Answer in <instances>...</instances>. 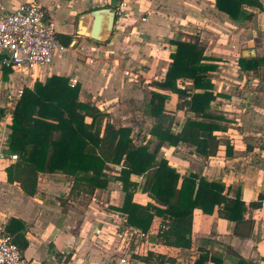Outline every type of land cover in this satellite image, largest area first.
<instances>
[{
  "label": "crops",
  "instance_id": "1",
  "mask_svg": "<svg viewBox=\"0 0 264 264\" xmlns=\"http://www.w3.org/2000/svg\"><path fill=\"white\" fill-rule=\"evenodd\" d=\"M2 1L9 10L20 3L40 4L59 42V37L71 38L68 46L62 44L64 49L55 52L48 68L27 72L23 81L21 71L5 75L0 65V151L4 155L0 158V222L12 237L23 233L28 264H117L119 243L113 234L125 219L116 211L124 193L121 184L111 180L106 189L70 195L74 177L61 172L39 173L32 197L18 183H9L6 168L15 161L8 159L13 154L6 143L12 120L3 121L7 94L24 88L33 91L35 82L44 84L52 76L67 78V86L74 88L70 82L76 78L79 102L98 108L115 128H130L133 143L147 145L151 151L157 143L149 134L155 122L147 108L152 92L169 95L164 111L175 118L174 133L190 116L186 109L176 108V94L154 85L164 79L171 62V39L197 40L203 47L209 58L203 63L215 66L210 72L212 91L221 95L211 102L209 112L227 121L219 123L225 131L216 133L219 147L214 156L203 159L183 146L164 144L157 158H165L180 175L195 173L224 183L230 196L239 191L245 203L264 191V76L255 75L264 66L255 71H241L238 66L244 51H254L246 58L264 57V11L243 7L253 17L232 20L215 7L214 0H126L128 17L116 19L111 36L102 43L89 42L79 33L81 28L90 32L91 11L109 7L101 0ZM259 1L264 7V0ZM191 85L189 79L177 80L180 89ZM84 122L90 124L91 118L85 117ZM112 170L110 177L117 175ZM140 177L131 180L140 186ZM133 202L145 205L151 200L137 190ZM248 217L249 221L235 224L219 218L216 211L203 215L195 209L190 248H167L149 241L153 252L162 257L160 264H192L202 252L219 256L221 264H237L239 259L264 264V203L250 210ZM135 264L145 263L135 260Z\"/></svg>",
  "mask_w": 264,
  "mask_h": 264
},
{
  "label": "trees",
  "instance_id": "2",
  "mask_svg": "<svg viewBox=\"0 0 264 264\" xmlns=\"http://www.w3.org/2000/svg\"><path fill=\"white\" fill-rule=\"evenodd\" d=\"M214 1L215 7L232 20L249 21L253 17L243 7L264 11L259 0ZM59 39L65 46L71 43L68 36ZM170 44L174 46L169 55L171 62L164 79L154 85L176 94V108L189 113L179 132L172 131L175 118L164 111L169 99L167 94L152 92L148 103V114L155 121L149 134L157 140L150 151L147 145L133 143L130 128H115L98 108L79 102L78 88L67 86V78L52 76L44 84L35 82L33 91L24 88L13 110L6 143L17 160L6 168L8 182L18 183L21 191L32 197L37 191L39 173L61 172L73 176L70 195L92 194L95 189H106L111 180L118 181L124 200L116 211L125 216L128 226L144 233L154 230L156 223L167 222V231L149 237L151 242L167 248H190L195 209L203 215L216 211L219 218L235 224L249 221L250 210L263 206L264 191L256 200L245 203L239 191L230 196L224 183L208 181L195 173L180 175L165 158H157L164 144L183 146L203 159L214 156L219 147L216 133L225 131L219 123L227 121L223 115L209 112L211 102L221 95L212 91L210 72L215 66L203 63L209 60L204 56L203 47L197 40L191 43L179 38L171 39ZM238 66L241 71H255L264 66V57H240ZM2 68L5 75L12 71ZM179 79L191 80V88H178ZM85 117L91 118L90 124L84 122ZM229 149L226 145L227 154ZM112 169L117 175L110 177L108 172ZM131 176H143L144 181L139 186ZM137 190L145 193L151 202L145 205L133 202ZM7 231L10 233L8 227ZM13 241L22 252L27 248L23 233L16 234ZM155 253L149 250L135 260L147 264ZM156 257L162 263V257ZM208 261L221 264L219 256H209L207 252H202L192 264ZM237 264L245 263L239 259Z\"/></svg>",
  "mask_w": 264,
  "mask_h": 264
},
{
  "label": "built area",
  "instance_id": "3",
  "mask_svg": "<svg viewBox=\"0 0 264 264\" xmlns=\"http://www.w3.org/2000/svg\"><path fill=\"white\" fill-rule=\"evenodd\" d=\"M103 5L113 8L116 19L127 18L126 0H101ZM56 31L50 22L44 8L35 2H26L16 5L9 10L0 0V65L12 71H21L20 81L24 80L26 73L33 70L48 68L57 50H63ZM77 79L70 82L74 87ZM183 89V87L181 88ZM23 89L9 92L3 121L12 119L13 110L20 100ZM0 158H4L0 151ZM10 161H16L17 155L8 156ZM143 183V177L139 178ZM169 229L167 222L157 224L152 233H144L130 227L126 219L114 230L118 239L117 264H135L134 256L146 255L153 250L149 237L152 234H161ZM110 261V260H109ZM0 264H28L23 252L14 243L13 237L8 233L5 223L0 222ZM109 264V262L105 263Z\"/></svg>",
  "mask_w": 264,
  "mask_h": 264
},
{
  "label": "water",
  "instance_id": "4",
  "mask_svg": "<svg viewBox=\"0 0 264 264\" xmlns=\"http://www.w3.org/2000/svg\"><path fill=\"white\" fill-rule=\"evenodd\" d=\"M90 18L92 19V27L90 32L82 34L83 37L89 38L95 42H106L111 36L116 16L113 8L100 7L90 12ZM73 47V45H72ZM243 57L254 56L253 50H247L243 52Z\"/></svg>",
  "mask_w": 264,
  "mask_h": 264
},
{
  "label": "rangeland",
  "instance_id": "5",
  "mask_svg": "<svg viewBox=\"0 0 264 264\" xmlns=\"http://www.w3.org/2000/svg\"><path fill=\"white\" fill-rule=\"evenodd\" d=\"M87 40L89 41V42H94V41H91L90 39H88L87 38ZM36 71H38V72H43V70H35L34 72H36ZM256 76H258V77H260V78H262V76H264V71H261L260 73L258 72V73H256L255 74ZM158 251V250H157ZM155 253V252H154ZM137 256H139V255H137ZM157 255H156V253H155V255L153 256V258L151 259V260H149V262L147 263V264H160L159 262V260L157 259V257H156ZM136 256H134V258H135ZM157 259V260H156Z\"/></svg>",
  "mask_w": 264,
  "mask_h": 264
},
{
  "label": "bare ground",
  "instance_id": "6",
  "mask_svg": "<svg viewBox=\"0 0 264 264\" xmlns=\"http://www.w3.org/2000/svg\"><path fill=\"white\" fill-rule=\"evenodd\" d=\"M79 33H80V34H86L87 31H86L85 29L81 28L80 31H79Z\"/></svg>",
  "mask_w": 264,
  "mask_h": 264
}]
</instances>
